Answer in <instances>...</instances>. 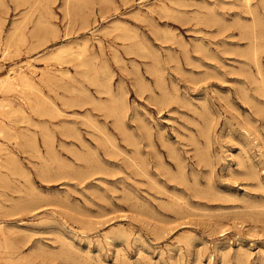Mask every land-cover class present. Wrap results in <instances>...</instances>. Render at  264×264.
I'll return each mask as SVG.
<instances>
[{
    "label": "rangeland",
    "instance_id": "1",
    "mask_svg": "<svg viewBox=\"0 0 264 264\" xmlns=\"http://www.w3.org/2000/svg\"><path fill=\"white\" fill-rule=\"evenodd\" d=\"M101 1L0 2V264H264V0Z\"/></svg>",
    "mask_w": 264,
    "mask_h": 264
},
{
    "label": "bare ground",
    "instance_id": "2",
    "mask_svg": "<svg viewBox=\"0 0 264 264\" xmlns=\"http://www.w3.org/2000/svg\"><path fill=\"white\" fill-rule=\"evenodd\" d=\"M46 1H48V0H13V3L15 4V5H17V6H19V4H24V3H30V5L32 6V5H34V4H42V2H46ZM66 3L67 2H69L70 0H64ZM75 1V0H74ZM77 1V0H76ZM103 1V0H102ZM101 1V2H102ZM220 1V0H219ZM249 1L250 0H242V3L244 2V4L246 5H250V4H248L249 3ZM258 1V0H257ZM0 2H2V0H0ZM241 2V1H240ZM102 3H104V2H102ZM12 4V3H11ZM78 4V3H77ZM100 4V3H99ZM183 4V3H182ZM221 4V3H220ZM0 5H2V4H0ZM28 5V4H27ZM106 5V4H105ZM110 5H112V4H110ZM79 6V5H78ZM89 6V5H88ZM188 6V5H187ZM206 6V5H205ZM210 6H211V4H210ZM217 6V5H216ZM230 6V5H229ZM76 7V6H75ZM204 7V6H203ZM207 8V7H206ZM203 9V8H202ZM209 10H210V8H209ZM236 10V9H235ZM208 11V10H207ZM245 11H247V10H245ZM47 12V11H46ZM154 12V11H153ZM22 13V12H21ZM34 13V12H33ZM207 13H209V11L207 12ZM214 13V12H213ZM37 14H39V12L37 13ZM54 14V13H53ZM21 15V14H20ZM212 15V14H211ZM219 15V14H218ZM50 16V15H49ZM200 16V15H199ZM215 16H216V14H215ZM201 17V16H200ZM247 17V16H246ZM251 17V16H250ZM76 18V17H75ZM217 18V17H216ZM241 18V17H240ZM239 18V19H240ZM22 19V18H21ZM50 19V18H49ZM40 19H38V21H39ZM199 20H200V18H199ZM238 20V19H237ZM249 20V19H248ZM256 20V19H255ZM258 20H260V19H258ZM40 21H42V20H40ZM204 21V20H203ZM22 21H20V23H21ZM249 22V21H248ZM255 22H257V21H255ZM82 23H84V22H82ZM111 23V22H110ZM116 23H118V22H116ZM204 23V22H203ZM210 23V22H209ZM119 24V23H118ZM117 24V25H118ZM257 24H260V23H257ZM24 25V24H23ZM45 25V24H44ZM108 25V24H107ZM116 25V24H115ZM53 27V26H52ZM117 27V26H116ZM14 28V27H13ZM211 28V27H210ZM245 28V27H244ZM33 29V28H32ZM36 30H34L33 32H32V35L31 36H35L37 33H38V29H37V27L35 28ZM39 29H40V26H39ZM119 29V28H118ZM246 29V28H245ZM257 29V28H256ZM57 30V29H56ZM56 30H55V32H56ZM111 30V29H110ZM112 30H115V28L114 29H112ZM247 30V29H246ZM258 30V29H257ZM256 30V31H257ZM51 31H53V30H51ZM102 31V30H101ZM106 31V30H105ZM117 32H118V30H116ZM214 31V30H213ZM261 31V30H260ZM29 32V31H28ZM131 32V31H130ZM263 32V31H262ZM1 33V32H0ZM52 33H54V32H52ZM105 33H107V32H105ZM212 33V32H211ZM254 33V32H253ZM252 33V34H253ZM264 33V32H263ZM57 34V33H56ZM108 34V33H107ZM112 34V33H111ZM220 34V33H219ZM11 35V34H10ZM212 35H213V33H212ZM238 35V34H237ZM254 35V34H253ZM256 36V35H255ZM263 36V35H262ZM1 37V36H0ZM36 37V36H35ZM117 38V37H116ZM125 38V37H124ZM128 38V37H127ZM136 38V37H135ZM251 38V37H250ZM121 39V38H120ZM34 40V39H33ZM36 41V40H35ZM230 41V40H229ZM240 41V40H239ZM264 41V40H263ZM255 42V41H254ZM99 43V42H98ZM237 44V43H236ZM264 45V44H263ZM262 45V46H263ZM214 46V45H213ZM235 46V45H234ZM257 46V45H256ZM264 47V46H263ZM254 48V47H253ZM256 48V50H257V47H255ZM7 49V45H6V43L4 44V47H3V52L5 51ZM235 49V48H234ZM87 50V49H86ZM250 50V49H249ZM254 50V49H253ZM2 51V50H1ZM80 51V50H79ZM82 51H83V49H82ZM129 51V50H128ZM150 51V50H149ZM113 52H114V50H113ZM70 53H72V52H70ZM76 53V52H75ZM227 53V52H226ZM249 53L250 54H252L250 51H249ZM77 54V53H76ZM81 54H82V52H81ZM81 54H77L76 55V58L79 60V58L82 56ZM228 54V53H227ZM242 54V53H241ZM72 55V54H71ZM75 55V54H74ZM73 55V56H74ZM169 55V54H168ZM231 55V54H230ZM240 55V54H239ZM253 56V55H252ZM249 57H251V56H249ZM2 58V57H1ZM234 58V57H233ZM239 58V57H238ZM49 59V58H48ZM82 59V58H81ZM215 60V59H214ZM83 62V61H82ZM234 62V61H233ZM56 63H57V60H56ZM58 64H60L61 65V63H58ZM154 64V63H153ZM82 65V64H81ZM258 66V65H257ZM85 67H86V65H85ZM155 67V66H154ZM240 68V67H239ZM238 68V69H239ZM153 70V69H152ZM91 71H92V69H91ZM81 72V71H80ZM89 72V71H88ZM93 72V71H92ZM154 71H152V73H153ZM159 73V72H158ZM90 74V73H89ZM153 75H155L154 73H153ZM157 75H155V77H156ZM264 77V76H263ZM157 79H158V77H156ZM89 78H87V80H88ZM155 79V78H154ZM160 79V78H159ZM163 79V78H162ZM156 80V79H155ZM264 80V79H263ZM140 81V80H139ZM92 82V81H91ZM161 83V82H160ZM1 84L5 87V89H7V90H13L14 88H16V87H18V88H21V89H24V90H28V91H32L33 89H34V87H33V82H32V80L29 78V76L26 74V73H24L23 71H12L11 72V75H8V76H6V79L5 80H3L2 82H1ZM155 84V83H154ZM103 86H104V84H103ZM163 86V85H162ZM257 86V85H256ZM14 87V88H13ZM156 87H157V85H156ZM159 87H161V86H159ZM102 88H104L105 89V87H102ZM103 90V89H102ZM148 90V89H147ZM151 90V89H150ZM256 90V89H255ZM258 90V89H257ZM159 91V90H158ZM161 91H163L162 90V88H161ZM246 91V90H245ZM7 92V91H6ZM21 92L23 93V90H21ZM258 92V91H257ZM100 93V92H99ZM171 95V94H170ZM110 96V95H109ZM164 96V95H163ZM259 96V95H258ZM262 96V95H261ZM253 97V96H252ZM111 98V97H110ZM151 98H152V96H151ZM156 98V97H155ZM165 98V97H164ZM171 98V97H170ZM262 98V97H261ZM153 99H154V97H153ZM258 99V98H257ZM23 100V99H22ZM251 100V99H250ZM260 100V99H259ZM253 101H254V99H253ZM257 101V100H256ZM93 103H94V101H93ZM116 100L115 99H112V101H111V109H110V112H112V113H114L115 111H116ZM261 104V103H260ZM6 105H1L0 107L1 108H3V107H5ZM37 106H39V105H37ZM36 106V107H37ZM110 106V105H109ZM54 107V106H53ZM253 108V107H252ZM256 108H257V106H256ZM11 109V108H10ZM16 109H19V108H16ZM260 109V108H259ZM260 111V110H259ZM13 112V111H12ZM16 112H18V111H16ZM5 113V112H4ZM24 113H25V111H24ZM52 113V112H51ZM58 113V112H57ZM12 114V113H11ZM20 114H22V112H20ZM45 115V114H44ZM237 115V114H236ZM26 116V115H25ZM24 116V117H25ZM21 119V118H20ZM29 119V118H28ZM120 119V118H119ZM122 120V119H121ZM11 121V120H10ZM22 121H23V119H22ZM241 121H243V120H241ZM19 122H21V121H19ZM26 122V121H25ZM4 123V122H3ZM121 123V122H120ZM240 125V124H239ZM247 125H249L248 123H247ZM262 125V124H261ZM242 126V125H241ZM251 126V125H250ZM253 126V125H252ZM255 126V125H254ZM205 128V127H204ZM253 128V127H252ZM1 130L2 129H0V133H1ZM207 130V129H206ZM11 131V130H10ZM13 131V130H12ZM47 131V130H46ZM5 134V133H4ZM3 134V135H4ZM74 134V133H73ZM1 136V135H0ZM12 139V138H11ZM10 139V140H11ZM21 139V138H20ZM43 143H44V146L47 148V149H50L51 147H50V135H49V131L48 132H46V133H44L43 134ZM31 144H32V146L33 147H35V142H34V139H32L31 140ZM14 158V157H13ZM1 173V172H0ZM6 181V180H5ZM4 189H7V188H5L4 187ZM180 198V197H179ZM10 199V198H9ZM183 204V203H182ZM4 205V204H3ZM16 206V205H15ZM20 206V205H19ZM174 206H176V205H174ZM3 207V206H2ZM8 207V206H7ZM35 207V206H34ZM9 208V207H8ZM33 208V207H32ZM202 209V208H201ZM9 210V209H8ZM183 212V211H182ZM11 213V212H10ZM180 214V213H179ZM18 226V225H17ZM11 229V228H10ZM16 229V228H15ZM18 229V228H17ZM16 229V230H17ZM20 229V228H19ZM15 231V230H14ZM22 232V231H21ZM12 234H13V232H12ZM65 237V236H64ZM6 238V237H5ZM11 241V240H10ZM11 244V243H10ZM18 244V243H17ZM19 245V244H18ZM16 246V245H15ZM10 250V249H9ZM261 251V250H260ZM263 251V250H262ZM3 253V252H2ZM9 254V253H8ZM2 255V254H1ZM7 255V254H6ZM18 255H19V253H18ZM238 255H240V254H238ZM16 257V256H15ZM15 257H12V258H15ZM34 257V256H33ZM240 257H242V255L240 256ZM10 258V257H9ZM23 258V257H22ZM16 259V258H15ZM18 259V258H17ZM30 259V258H29ZM32 260V259H31ZM242 260V259H241ZM240 260V258L238 259V261H241ZM8 261V260H7ZM16 262V261H15ZM30 263H32V262H30ZM30 263H28V264H30ZM88 263V262H87Z\"/></svg>",
    "mask_w": 264,
    "mask_h": 264
}]
</instances>
